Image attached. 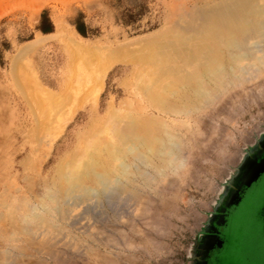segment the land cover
<instances>
[{
  "label": "rangeland",
  "instance_id": "374dc122",
  "mask_svg": "<svg viewBox=\"0 0 264 264\" xmlns=\"http://www.w3.org/2000/svg\"><path fill=\"white\" fill-rule=\"evenodd\" d=\"M182 2L0 0V189L17 183L21 157L13 152L31 148L20 140L29 129L43 126L41 133L50 135L43 167L51 172L91 110L105 123L110 106L121 118L157 117L182 144L174 167L154 164L111 197L67 205L63 219L45 216L55 225L52 230L35 227L13 241L0 233V264H197L195 250L215 218L223 183L264 131V83L235 87L234 92L246 87L249 94L232 98L221 110L216 102L195 119L150 108L134 87L131 69L113 60L124 55L128 43L135 50L139 40L166 28L172 7ZM77 44L89 47L80 50ZM263 200L264 175L236 213L225 264H264L258 215Z\"/></svg>",
  "mask_w": 264,
  "mask_h": 264
},
{
  "label": "bare ground",
  "instance_id": "6f19581e",
  "mask_svg": "<svg viewBox=\"0 0 264 264\" xmlns=\"http://www.w3.org/2000/svg\"><path fill=\"white\" fill-rule=\"evenodd\" d=\"M171 14L166 28L139 40L135 50L128 43L124 55L113 60L131 69L128 74L137 78L134 87L150 108L170 117L195 119L202 110H213L216 102L221 110L236 96L245 99L251 83H264V0H184L172 7ZM244 85L245 90L234 92ZM112 109L104 111L110 123L100 121L95 111L88 112L74 145L58 157L51 172L43 167L45 146L51 142L50 135L41 133L43 126L34 125L20 138L31 148L13 152L21 157L16 164L17 183H3L0 189V233L8 241L16 234H31L35 227L54 229L45 216L63 219L67 205L111 197L129 186L141 169L154 164L174 167L182 144L165 122L157 117L140 122L128 115L121 118ZM103 135L113 141L103 140ZM26 195L31 202L24 199Z\"/></svg>",
  "mask_w": 264,
  "mask_h": 264
},
{
  "label": "water",
  "instance_id": "95a60500",
  "mask_svg": "<svg viewBox=\"0 0 264 264\" xmlns=\"http://www.w3.org/2000/svg\"><path fill=\"white\" fill-rule=\"evenodd\" d=\"M264 174V131L247 148L242 157L236 163L229 174V177L223 183L222 191L218 197L214 211L216 214L224 213L231 206L237 205L241 200V195L249 189ZM208 229L204 233L212 231L211 221L209 220ZM199 247L196 248L194 261L204 264L200 257L204 252V245L199 240Z\"/></svg>",
  "mask_w": 264,
  "mask_h": 264
},
{
  "label": "flooded vegetation",
  "instance_id": "af4514ba",
  "mask_svg": "<svg viewBox=\"0 0 264 264\" xmlns=\"http://www.w3.org/2000/svg\"><path fill=\"white\" fill-rule=\"evenodd\" d=\"M253 186L254 184L249 189L244 191L241 195V200L237 205L231 206L224 213L215 214L214 220L211 221L212 231L201 234L202 238L199 240L202 241L205 249L204 252L201 253L200 257L204 264H225L224 257L231 242L229 238V231L231 230L237 211L242 203L249 197ZM258 215L261 220V226L264 229V200L258 210Z\"/></svg>",
  "mask_w": 264,
  "mask_h": 264
}]
</instances>
